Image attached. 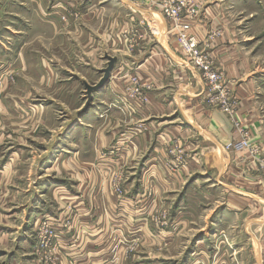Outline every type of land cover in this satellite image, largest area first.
I'll return each instance as SVG.
<instances>
[{
	"label": "crops",
	"instance_id": "1",
	"mask_svg": "<svg viewBox=\"0 0 264 264\" xmlns=\"http://www.w3.org/2000/svg\"><path fill=\"white\" fill-rule=\"evenodd\" d=\"M59 1L50 0L49 11ZM154 1L158 0H98V7L80 8L83 36L86 37V30L89 33L87 40L82 41L89 48L84 64L92 65L94 74L81 77L83 103L74 105L69 112L76 121L56 132L47 153L38 158L41 165L33 178L37 182L31 192L32 201L20 199L24 202L16 207L17 201L9 199V204L0 206V236L10 235L13 228L11 215H7L9 210L22 207L23 221L29 223L30 229L20 234L30 236L32 225L35 229L36 221L46 217L56 226L57 236L71 240L65 246V264H115L111 258H118L117 264H175L171 256L153 250L159 245L173 249L171 246L184 236H190L184 260L193 252L190 257L205 264L208 258L215 264H264V166L256 162L259 154L225 148L243 137L253 146L264 147V74L251 68L249 58L237 47L238 39L230 25H222V37H215L212 30L217 28L219 3L189 0L206 4L192 21V32L199 39L207 67L221 72V88L229 92L230 110L210 105L205 82L195 68L185 66ZM42 2L0 0V7L22 27L3 32L0 28L3 82L10 66L16 67L11 60L15 62L19 56L11 53L13 57L9 58L7 53L5 57L2 50L11 48L18 31L26 30L27 21L33 31H44L46 24L38 19ZM125 17L140 21L134 23L140 43L127 57L113 54L118 62L115 74L122 64L130 69L137 67L145 104L138 102L139 96L129 97L124 80L116 76L98 90L88 92L86 88L100 78L106 48H110V43H120L117 33L127 27ZM105 25L109 27L101 29ZM119 48L127 46L120 44ZM99 50L102 59L98 64ZM23 61L20 57L18 63ZM47 84H51L50 80ZM49 109L50 106L23 94H4L0 99V111L18 117L33 115L35 126ZM137 124L145 125L147 131L137 129ZM111 143L115 146L114 164L108 172L125 174L129 183L122 187L123 196L106 191L105 200L102 194L107 171L100 166L101 151ZM171 143L190 158L173 170L168 161ZM18 144L17 138H13L12 144L1 150L0 187L5 192L8 187L19 192L14 190L12 181L7 183L15 162L24 157L25 149ZM143 157L138 172L135 165ZM76 159L80 163L74 166L72 161ZM24 181L26 195L31 190L27 188V179ZM48 196L49 202L43 204ZM159 205H167L162 222L155 221ZM66 222L69 227L64 226ZM207 225L210 233L203 231ZM14 232L19 234V229ZM132 242L140 243L128 253L125 250ZM34 262L38 264L36 259Z\"/></svg>",
	"mask_w": 264,
	"mask_h": 264
},
{
	"label": "rangeland",
	"instance_id": "2",
	"mask_svg": "<svg viewBox=\"0 0 264 264\" xmlns=\"http://www.w3.org/2000/svg\"><path fill=\"white\" fill-rule=\"evenodd\" d=\"M213 1L219 3V7H217L219 12H222L216 13L218 24L215 26L217 28L212 30V32L215 33V37H222V25H230V27L234 29L236 39H238L237 47L241 49L246 58H249V65L251 68L259 71L261 70L264 74V0H232V2H229L228 0V2H222L220 0ZM152 3L157 6V9L160 10L161 14L163 13L162 8L164 5L180 6V12L176 18H169L164 15V13L162 16L167 23V27H169L168 30L170 29L172 33L179 52L185 60L184 64L185 66L195 68L200 74L201 79L205 82V86H207V89L210 92L208 97L209 104L222 108L225 111L230 110L229 107L231 104L229 103V92L224 91L226 93V105H223L221 102L211 101L212 92L214 90L211 89L208 79L204 74L207 70L217 72L220 75L219 82L222 80V74L218 69L207 67V64L205 63V55L199 47V39L196 34L192 32V21L195 20L196 16H199L201 12H203V8L205 9L206 4H195L191 3L189 0H158ZM86 5L94 7L100 6L98 0H61L58 2L56 8L53 7L52 10L49 11L52 7L50 0H43L41 15L38 19H41V21L43 20V24H46L44 31L41 33L33 31L32 25L31 27L29 26L30 21H27L26 30L22 32L18 31L20 33L16 35L17 38H14L16 41L12 44L11 48L6 52L2 50L3 56L6 57L7 53H9L11 55L9 58H12V54H15L19 56V59L15 62L11 60V64H14L16 67L10 66L8 69L10 71H7L6 75H4V78L6 79L4 82L0 79V99L4 94H23L34 102L36 101L43 105L46 104L50 106V109L49 113L43 114V121L36 126L32 121L33 115L29 116L26 114L24 117H18L17 114H7L0 111V156L2 148L11 145L13 138L14 140L17 138V143H20L18 145L25 149L24 157L15 162L16 166L10 170L11 176H8L9 178L7 180L8 184L12 181L14 190H19V192H13L9 187L5 192V190L0 187V206H5L9 199L17 201L16 207L23 204L24 201L20 199L28 200L27 198H30L32 201L33 196L31 195V192L33 191V186H35L37 182H35L33 178H35V175L39 174V166L41 165V161L38 160V158L43 153H47V147L52 143L56 132L71 121H76V118L72 117L73 114L69 112L73 109L74 105L80 106L83 103L81 93L83 87L80 84L81 77L82 75L88 76V73L92 75L94 74V67L92 65L84 64V60L86 59L85 52L89 48L87 47V43L83 44L82 41L85 39L87 40L89 33L86 30V37L83 36L84 33L81 29L82 11H80V8H83L82 6L86 7ZM213 15L215 16V14ZM152 19L154 18L152 17ZM106 20H108V18H106ZM124 20L128 25L125 29L123 27L122 30L117 33L120 35V43H110V48H106V54L103 55V59L105 60L104 68L108 65V57L116 58L105 85H109L110 81L113 80L112 77L116 76L118 79L124 80V90L129 97L134 98L139 96L140 98L138 102L145 104L146 98L145 92H143L144 88L140 86L141 82L137 75L138 68L133 67L130 69L128 68L129 66L122 64L118 68L117 74H115L116 63L118 62L117 57L113 54L117 53L121 57H127L130 55V52H133L132 50H135V48L138 49L140 43V35L138 34L139 30L134 24L136 23L137 25V22L140 21L131 17H125ZM46 21L48 23H46ZM69 23L72 24H70V27H67V24ZM185 23H187L189 27V30L187 29L188 33L187 30L182 27V24ZM155 24L156 23H153V26ZM17 25V21L13 16L8 12L6 13L5 9L3 10V8L0 7V28L2 29V32L5 29L12 30L14 27L22 29L21 26L18 27ZM107 27L109 26L105 25L101 29H106ZM138 27L140 28V26ZM154 32H157L156 28H154ZM183 32L188 36H194L193 39L196 42L195 47L198 53V58H196L193 53L186 51V48L180 44L178 35ZM120 44H123L125 47L127 46V49L119 48ZM114 46H117V48ZM101 53L102 50L97 52L98 64L102 59L100 57L102 56ZM20 57L24 61L19 64L18 61L20 60ZM49 72L51 74L50 76H48ZM102 75L103 73L101 71L97 83ZM46 76H48L51 82L49 85L47 84V81L49 80ZM110 86L112 87V84ZM80 117L79 119H81ZM63 121L64 123H62ZM137 125V129H140V131H147L145 125ZM171 144L172 146L168 148V153L170 155L168 161L170 168L173 170L183 166L184 163L188 161L187 159L190 158H188L186 153H184L175 143ZM256 147L261 148L260 158L256 162L264 166V161L262 160L264 156L261 157V155L264 154V147L258 145H256ZM114 152L115 146L113 143L107 145V147L103 148L101 151L102 163L100 166L107 171L106 188L105 192L102 194V196H105V200L107 198L106 191H109L108 194L114 193L119 197L123 196L124 193L122 187L129 183L125 174L120 173V176H117L114 175L115 173H113V171L108 172L114 164L112 161ZM140 154L142 153L140 152L138 155ZM109 157H111V160L108 159ZM143 159L144 157L140 160L141 162L139 161L138 164L135 165L138 172L140 171L142 161H144ZM72 162L74 166H77V164L80 163L77 159ZM127 164L129 166V159ZM19 176H22V178ZM24 179H27V188L31 190L27 192L26 195L24 191ZM188 182L190 183V181ZM44 198L45 199L42 202L43 204L49 202H46V200H49L51 197L48 196L47 198ZM27 202H30V200ZM16 207L9 210L7 213V215H11L10 226L13 227L10 235L0 236V264H34L35 259L38 261V264H65V258H67V255L64 250L65 246L67 247L70 245L71 240L66 239L65 236H57V228L51 223L53 221H50V219L45 218L46 221L42 224L44 220L42 219L43 217L36 221L35 229L34 224L31 221L33 224V230L30 231V236L20 234L22 232L27 233L30 229V225L29 223H26L28 224L26 225L23 221L25 214L22 207ZM166 208L167 205H159V211L155 214V221L162 222V213H165L163 209ZM64 226L69 227L70 224L66 222ZM17 229H19V234L14 232V230ZM205 230L210 233V226L207 225L204 227L203 231ZM115 237L117 236H114V238ZM189 238L190 236H184L180 242L171 246L173 249L159 245V247H156V249L153 250V253L171 256V260L176 262L175 264H205L203 261L197 259L194 260V258H192L193 252L190 254L192 257L189 255L187 259L184 260L183 256H185L190 248V243L188 242ZM114 241L118 242V240ZM139 243L132 242V245L129 246V248H126L127 250L125 251L128 253L131 252L130 249H133L136 247V244ZM184 246L186 247L184 248ZM115 247L116 245L113 246V249ZM209 255L212 256V254ZM127 256L128 255H126V257ZM111 261H114V263L117 264L119 259L111 258ZM206 263L215 264L210 258L206 260Z\"/></svg>",
	"mask_w": 264,
	"mask_h": 264
},
{
	"label": "built area",
	"instance_id": "3",
	"mask_svg": "<svg viewBox=\"0 0 264 264\" xmlns=\"http://www.w3.org/2000/svg\"><path fill=\"white\" fill-rule=\"evenodd\" d=\"M162 11H163L164 15L168 16L169 18L174 19L177 17L178 13L180 12V6H178V5H176V6L164 5L162 8ZM182 25H183L182 27H184L186 30L189 28L187 23L182 24ZM188 30H187V33H188ZM193 38H194L193 35L188 36L184 32L179 33V35H178V40H179L180 44L186 48V51L193 53L196 56V58H198V53H197L196 47H195L196 42L194 41ZM204 75L208 79V83L210 84L211 89L214 90L212 92L211 101L213 100V102H221L223 105H226V100H225L226 93L221 88V85L219 82L220 75L217 72H214L211 70H207ZM225 148L226 149H234V150H247L251 154H259L260 155V148L253 146L247 137L246 138L243 137L240 141L235 142V143L230 144V145H227ZM263 156H264V154L261 155V157H263ZM177 157H178V155H177ZM262 160L264 161V157L262 158ZM45 218L46 217L42 218V219H44L42 224L46 221V219H48V218H46V219Z\"/></svg>",
	"mask_w": 264,
	"mask_h": 264
},
{
	"label": "water",
	"instance_id": "4",
	"mask_svg": "<svg viewBox=\"0 0 264 264\" xmlns=\"http://www.w3.org/2000/svg\"><path fill=\"white\" fill-rule=\"evenodd\" d=\"M108 60H109V62H108L107 67L102 69L103 75H102L101 79L94 86H86L88 91L98 90L99 88L103 87L106 84V82H107V80L109 78L110 71H111V69L113 67V64L115 63L116 58L108 57Z\"/></svg>",
	"mask_w": 264,
	"mask_h": 264
}]
</instances>
